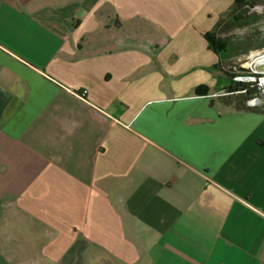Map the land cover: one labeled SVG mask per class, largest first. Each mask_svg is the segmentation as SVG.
<instances>
[{
	"label": "crops",
	"instance_id": "1",
	"mask_svg": "<svg viewBox=\"0 0 264 264\" xmlns=\"http://www.w3.org/2000/svg\"><path fill=\"white\" fill-rule=\"evenodd\" d=\"M208 5L0 0V264H264V105L213 97Z\"/></svg>",
	"mask_w": 264,
	"mask_h": 264
},
{
	"label": "rangeland",
	"instance_id": "2",
	"mask_svg": "<svg viewBox=\"0 0 264 264\" xmlns=\"http://www.w3.org/2000/svg\"><path fill=\"white\" fill-rule=\"evenodd\" d=\"M208 8L209 16L205 13L203 26L211 31L221 19L220 37L237 47L232 59L224 64L226 72L235 75L260 72L255 63L256 58L264 56V0H209ZM232 15L238 17L235 24L229 22ZM221 80L230 84L227 78Z\"/></svg>",
	"mask_w": 264,
	"mask_h": 264
},
{
	"label": "trees",
	"instance_id": "3",
	"mask_svg": "<svg viewBox=\"0 0 264 264\" xmlns=\"http://www.w3.org/2000/svg\"><path fill=\"white\" fill-rule=\"evenodd\" d=\"M229 20L230 24H235L238 21V17H233ZM233 19V20H232ZM222 20L220 19L214 28L204 34L206 41L208 42L209 50L215 53L219 61L217 64L213 65L210 70L211 71H219L220 72V80L224 77L229 79L230 84H224V89L227 90L229 93H233L229 95L226 99L227 100H235L239 107L245 108L246 101L255 96H263V94L259 91L257 83H244V82H234L233 78L235 74H228L225 70V62L227 60H231L234 52H237V47L234 46L230 40L221 38L219 35V29L222 25ZM224 54L228 56L225 57ZM199 92V89H197ZM245 91V93H243Z\"/></svg>",
	"mask_w": 264,
	"mask_h": 264
},
{
	"label": "built area",
	"instance_id": "4",
	"mask_svg": "<svg viewBox=\"0 0 264 264\" xmlns=\"http://www.w3.org/2000/svg\"><path fill=\"white\" fill-rule=\"evenodd\" d=\"M234 82H244V83H257L259 91L263 94V96H255L251 97L246 101V106L250 109H258L264 105V72L260 71H250L248 75H242L241 73L235 75L233 78ZM245 93V91H243ZM233 93L227 92V90L223 89L213 95L214 98L227 97ZM86 95V92L83 93V96Z\"/></svg>",
	"mask_w": 264,
	"mask_h": 264
},
{
	"label": "bare ground",
	"instance_id": "5",
	"mask_svg": "<svg viewBox=\"0 0 264 264\" xmlns=\"http://www.w3.org/2000/svg\"><path fill=\"white\" fill-rule=\"evenodd\" d=\"M260 67V71L264 72V56H259V58H256V63Z\"/></svg>",
	"mask_w": 264,
	"mask_h": 264
}]
</instances>
